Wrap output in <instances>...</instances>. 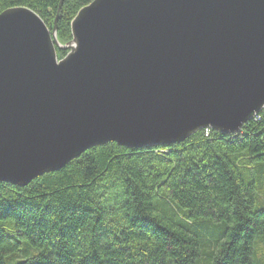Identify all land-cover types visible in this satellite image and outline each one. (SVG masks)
Instances as JSON below:
<instances>
[{
    "label": "water",
    "instance_id": "95a60500",
    "mask_svg": "<svg viewBox=\"0 0 264 264\" xmlns=\"http://www.w3.org/2000/svg\"><path fill=\"white\" fill-rule=\"evenodd\" d=\"M63 2L52 28L27 6L0 13V182L109 142L234 135L264 109V0H93L61 43Z\"/></svg>",
    "mask_w": 264,
    "mask_h": 264
},
{
    "label": "trees",
    "instance_id": "16d2710c",
    "mask_svg": "<svg viewBox=\"0 0 264 264\" xmlns=\"http://www.w3.org/2000/svg\"><path fill=\"white\" fill-rule=\"evenodd\" d=\"M60 1L0 13L27 6L52 28ZM92 1L64 0L61 43ZM0 264H264V111L234 135L109 142L25 187L0 182Z\"/></svg>",
    "mask_w": 264,
    "mask_h": 264
},
{
    "label": "built area",
    "instance_id": "2783aa9c",
    "mask_svg": "<svg viewBox=\"0 0 264 264\" xmlns=\"http://www.w3.org/2000/svg\"><path fill=\"white\" fill-rule=\"evenodd\" d=\"M262 111H264V109H263ZM262 111H261V112H262ZM259 114H260V113H259ZM259 114H257V115L254 117V119H256V117H258ZM254 119H253V120H254ZM205 130H206V133H208L209 129H205ZM207 135H208V134H207Z\"/></svg>",
    "mask_w": 264,
    "mask_h": 264
}]
</instances>
